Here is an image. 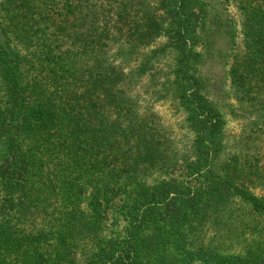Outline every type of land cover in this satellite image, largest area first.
I'll use <instances>...</instances> for the list:
<instances>
[{"label": "trees", "instance_id": "obj_1", "mask_svg": "<svg viewBox=\"0 0 264 264\" xmlns=\"http://www.w3.org/2000/svg\"><path fill=\"white\" fill-rule=\"evenodd\" d=\"M225 1L250 128L226 159L204 0H0V264H264V0ZM115 206L121 242L102 235Z\"/></svg>", "mask_w": 264, "mask_h": 264}, {"label": "rangeland", "instance_id": "obj_2", "mask_svg": "<svg viewBox=\"0 0 264 264\" xmlns=\"http://www.w3.org/2000/svg\"><path fill=\"white\" fill-rule=\"evenodd\" d=\"M204 1L205 20L200 27L201 39L198 43L205 42L202 43L203 53L196 67L206 80V90L209 92L210 100L220 107L222 112L224 120L222 143L228 147L223 153L225 158L240 149L241 145L238 144L240 134H250V128H246V113L232 97V79L229 74L234 59L243 54L241 36L243 21L241 13L233 5H228L225 0ZM166 43L167 40L161 39L150 47V50H155ZM169 62L171 57L168 54L167 59L159 64L161 72L168 70ZM156 110L165 126L172 132L177 148H184L190 133L184 128L183 117L175 113L167 99L157 103ZM125 229V219L115 206L111 211L109 210L105 218L102 235L107 241L121 242Z\"/></svg>", "mask_w": 264, "mask_h": 264}]
</instances>
